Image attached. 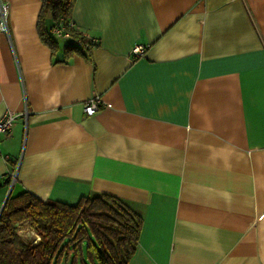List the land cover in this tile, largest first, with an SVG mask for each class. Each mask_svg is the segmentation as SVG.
<instances>
[{
  "label": "crops",
  "instance_id": "1",
  "mask_svg": "<svg viewBox=\"0 0 264 264\" xmlns=\"http://www.w3.org/2000/svg\"><path fill=\"white\" fill-rule=\"evenodd\" d=\"M5 1L0 205L107 193L142 216L127 264H264V0H75L98 44L68 57L40 0Z\"/></svg>",
  "mask_w": 264,
  "mask_h": 264
},
{
  "label": "trees",
  "instance_id": "2",
  "mask_svg": "<svg viewBox=\"0 0 264 264\" xmlns=\"http://www.w3.org/2000/svg\"><path fill=\"white\" fill-rule=\"evenodd\" d=\"M36 28L40 39L54 51L56 40L46 27H64L70 35L64 56L79 52L76 40L85 37L68 26L75 0H40ZM8 183V181H6ZM38 239H22L20 225ZM142 216L122 198L93 193L75 203L41 200L29 191L9 194L0 210V264H127L140 233Z\"/></svg>",
  "mask_w": 264,
  "mask_h": 264
},
{
  "label": "built area",
  "instance_id": "3",
  "mask_svg": "<svg viewBox=\"0 0 264 264\" xmlns=\"http://www.w3.org/2000/svg\"><path fill=\"white\" fill-rule=\"evenodd\" d=\"M7 10H8V3L5 0H0V31L8 33V27H7ZM68 26L73 28L74 23L70 20L68 22ZM51 33L54 35H58L60 37L69 39L70 35L67 32V30L58 25H53L51 28ZM75 43L78 45V48L80 51H85L88 48H92L95 45L98 44V39L96 37H85V40H76ZM144 46L142 44H134L130 48V54L132 56H140L143 53ZM100 102V99L98 96H94L87 100L83 105V110L86 115H92L98 108V104ZM18 113L6 109L1 115H0V140L4 135H7L10 131L11 125L16 118ZM4 158H7V156H4ZM10 185L12 184V181L16 177V171L12 170L10 172ZM34 238V240H36Z\"/></svg>",
  "mask_w": 264,
  "mask_h": 264
},
{
  "label": "rangeland",
  "instance_id": "4",
  "mask_svg": "<svg viewBox=\"0 0 264 264\" xmlns=\"http://www.w3.org/2000/svg\"><path fill=\"white\" fill-rule=\"evenodd\" d=\"M30 230V228L28 227V224H27V222H23L21 225H20V228H19V234H20V236H22L21 234V232L23 231H26V230ZM29 237H31V236H29ZM22 238H24V237H22ZM32 238L33 237H31V241H32ZM25 239H26V237H25Z\"/></svg>",
  "mask_w": 264,
  "mask_h": 264
},
{
  "label": "water",
  "instance_id": "5",
  "mask_svg": "<svg viewBox=\"0 0 264 264\" xmlns=\"http://www.w3.org/2000/svg\"><path fill=\"white\" fill-rule=\"evenodd\" d=\"M9 193H10V190L8 191V193H7V195H6L5 199H4V201H3L2 204L0 205V210L2 209V207H3L4 203H5V200H6V198L8 197V194H9Z\"/></svg>",
  "mask_w": 264,
  "mask_h": 264
}]
</instances>
